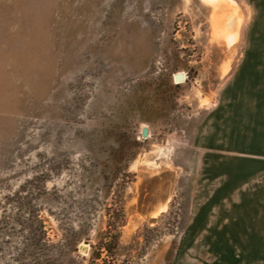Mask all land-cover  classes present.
<instances>
[{"label":"rangeland","instance_id":"rangeland-1","mask_svg":"<svg viewBox=\"0 0 264 264\" xmlns=\"http://www.w3.org/2000/svg\"><path fill=\"white\" fill-rule=\"evenodd\" d=\"M46 259L264 264V0H0V264Z\"/></svg>","mask_w":264,"mask_h":264},{"label":"trees","instance_id":"trees-1","mask_svg":"<svg viewBox=\"0 0 264 264\" xmlns=\"http://www.w3.org/2000/svg\"><path fill=\"white\" fill-rule=\"evenodd\" d=\"M140 144V143H138ZM27 230L30 235V245L34 251L39 250L42 241L46 238V232L44 231L43 222L39 220L38 218H35V221H33L31 224L27 226ZM113 244H117L116 241L113 242ZM105 250H109L108 247ZM95 259V258H94ZM98 259V258H96ZM45 264H52L51 260L46 259Z\"/></svg>","mask_w":264,"mask_h":264},{"label":"water","instance_id":"water-1","mask_svg":"<svg viewBox=\"0 0 264 264\" xmlns=\"http://www.w3.org/2000/svg\"><path fill=\"white\" fill-rule=\"evenodd\" d=\"M174 79L176 82H183L185 80L184 76L182 73H178L174 76ZM149 135V129L147 127H143L141 129V139L142 141H146V139L148 138Z\"/></svg>","mask_w":264,"mask_h":264}]
</instances>
